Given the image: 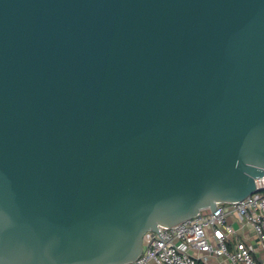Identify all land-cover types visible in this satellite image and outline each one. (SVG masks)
<instances>
[{"label": "water", "instance_id": "obj_1", "mask_svg": "<svg viewBox=\"0 0 264 264\" xmlns=\"http://www.w3.org/2000/svg\"><path fill=\"white\" fill-rule=\"evenodd\" d=\"M264 177V0H0V264H122Z\"/></svg>", "mask_w": 264, "mask_h": 264}, {"label": "built area", "instance_id": "obj_2", "mask_svg": "<svg viewBox=\"0 0 264 264\" xmlns=\"http://www.w3.org/2000/svg\"><path fill=\"white\" fill-rule=\"evenodd\" d=\"M255 186L241 200L145 231L140 254L122 264H264V177Z\"/></svg>", "mask_w": 264, "mask_h": 264}, {"label": "crops", "instance_id": "obj_3", "mask_svg": "<svg viewBox=\"0 0 264 264\" xmlns=\"http://www.w3.org/2000/svg\"><path fill=\"white\" fill-rule=\"evenodd\" d=\"M257 253L259 254V255H261L262 257H264V252L263 251H259V250H257Z\"/></svg>", "mask_w": 264, "mask_h": 264}]
</instances>
